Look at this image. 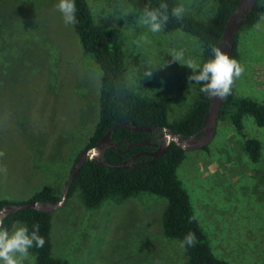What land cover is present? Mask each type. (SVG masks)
<instances>
[{"label":"rangeland","instance_id":"374dc122","mask_svg":"<svg viewBox=\"0 0 264 264\" xmlns=\"http://www.w3.org/2000/svg\"><path fill=\"white\" fill-rule=\"evenodd\" d=\"M178 1L185 15L201 20L217 8L213 0ZM57 3L0 0V165L7 168L0 198L13 202L31 199L45 185L61 197L72 158L87 147L100 118L102 70L75 27L65 26ZM88 3L97 25L121 34L130 85L137 90L141 67L161 69L162 87L142 94L170 96L169 122L183 117L199 91L180 63L202 65L199 39L182 30L148 32L127 0ZM173 50H183L180 63L172 62ZM238 52L245 72L233 92L263 102L264 18L240 31ZM243 125L239 131L219 119L211 143L185 151L176 172L213 252L232 264H264V126L250 115ZM247 138L261 142L257 162L244 148ZM167 202L139 193L88 208L77 190L52 212V253L70 264H186L180 241L164 234ZM22 264H36L35 255L30 251Z\"/></svg>","mask_w":264,"mask_h":264},{"label":"trees","instance_id":"16d2710c","mask_svg":"<svg viewBox=\"0 0 264 264\" xmlns=\"http://www.w3.org/2000/svg\"><path fill=\"white\" fill-rule=\"evenodd\" d=\"M217 3L215 14L208 20L185 15L180 21L169 19L166 32L182 30L195 35L203 46V62L212 58L211 46L218 47L226 22L236 10L240 0H213ZM162 0H127V3L138 14L148 8H156ZM169 8L179 5L178 0H163ZM77 23L74 25L81 44L86 53L90 54L102 70L100 92V118L87 147H93L105 135L110 127L119 122H135L138 125L172 127L175 133L192 135L204 124L205 116L210 106V97L200 92L202 85L198 84V97L188 112L178 120L169 122V110L172 99L168 95L148 97L144 91H155L163 85V71L152 66L140 68L137 77V90L129 83L125 52L121 34L107 30L96 24L88 0H75ZM264 15V0H258L249 14L246 22L235 36L232 58L239 56L238 37L245 27L254 26ZM202 62V64H203ZM152 71L151 78L146 76ZM246 115L254 117L258 126H264V101L232 94L223 101L219 119H228L237 130L244 128L243 119ZM152 133L133 132L125 126L113 131V141L120 142L117 148H109L106 158L112 163L128 160L140 152H152L158 146L144 144L128 145L124 141L137 142L151 139ZM86 147V148H87ZM207 147V146H206ZM244 148L250 159L257 162L261 158L262 145L257 138H247ZM78 157V156H77ZM75 158V162L76 159ZM153 157L141 155L137 161H149ZM185 158V150L172 142L165 153L152 162L141 163L129 168H111L103 166L96 160L88 159L74 179L67 197L80 190L83 202L88 208L99 207L105 200L122 201L139 193L154 194L167 199L163 214V230L168 238L182 241L185 235L192 232L197 243L194 247H185L186 264H232L217 256L208 241L207 235L196 218L190 196L177 176V167ZM52 185H45L38 190L32 200L48 202L58 201ZM30 200V199H29ZM6 203H19L0 198V209ZM23 222L32 231V225H40L39 235L45 244L42 248L33 247L30 251L36 257V264H70L66 259L55 257L52 253L51 226L52 213L37 209H23L8 215L3 220V227L11 229L15 222Z\"/></svg>","mask_w":264,"mask_h":264},{"label":"clouds","instance_id":"9594fccd","mask_svg":"<svg viewBox=\"0 0 264 264\" xmlns=\"http://www.w3.org/2000/svg\"><path fill=\"white\" fill-rule=\"evenodd\" d=\"M55 9L61 14L65 26H74L78 21L76 18L75 0H58ZM188 9L184 4H179L169 8V4L162 2L156 8L146 7L143 13L138 15L137 23L147 28L148 32L157 34L164 31L170 17L177 21L184 18ZM264 18V17H262ZM147 42V37H145ZM212 58L203 62L195 63L191 60L180 63L184 59L183 50H173L169 52L172 62H179L191 69L192 74L188 76L189 82L202 85L200 92L208 97L224 100L232 94L235 81L241 78L245 68L220 48L211 46ZM146 76L152 77V71H147ZM5 156V152L0 150V159ZM7 168L0 165V174H6ZM40 225H32V231L28 227L17 221L12 225L11 230L3 227V217L0 216V264H22L30 254L33 247L42 248L45 244L44 238L39 235ZM197 243L194 233L189 232L180 241V247H194Z\"/></svg>","mask_w":264,"mask_h":264},{"label":"water","instance_id":"95a60500","mask_svg":"<svg viewBox=\"0 0 264 264\" xmlns=\"http://www.w3.org/2000/svg\"><path fill=\"white\" fill-rule=\"evenodd\" d=\"M257 2L258 0H240L236 10L226 22L218 48L228 54L230 58H232L233 55L236 33L246 22L249 14L253 10ZM223 101L224 100L210 97V106L205 116L204 124L197 132L193 133L192 135L175 133L170 126L161 128L160 126L138 125L135 122L129 121L116 123L108 129L105 135L97 142L95 146L87 147L79 153L66 181L64 192L58 201L48 202L43 200L30 199L19 203H6L0 209V216H2L4 220L8 215L16 213L23 209H37L52 213L56 208L66 202L67 195L74 179L78 176L81 168L84 166L88 159L96 160L101 165L111 168H129L141 163L152 162L155 159L159 158L165 153L166 148L172 142L176 143L181 149L185 151H192L195 149L206 147L215 137ZM121 126H125L133 132H148L156 134V139L153 142L151 141V139L140 140L137 142L124 141V143L128 145V148L132 146L151 143L157 145L158 147L155 151L140 152L134 157L136 158L141 154L146 153L152 156V159L144 162H132L126 160L124 162L112 163L106 158L105 152L107 149L117 148L120 145V142L113 141L112 133L114 130Z\"/></svg>","mask_w":264,"mask_h":264},{"label":"flooded vegetation","instance_id":"af4514ba","mask_svg":"<svg viewBox=\"0 0 264 264\" xmlns=\"http://www.w3.org/2000/svg\"><path fill=\"white\" fill-rule=\"evenodd\" d=\"M152 135H153L152 138L155 140V139H156V134L152 133ZM156 146H157V145H156ZM136 154H138V153H136ZM136 154L132 155L128 160H129V161H132V162H138L137 159H138L141 155H144V154H141L140 156L134 158ZM146 155H148V154H146Z\"/></svg>","mask_w":264,"mask_h":264},{"label":"crops","instance_id":"0c3cea01","mask_svg":"<svg viewBox=\"0 0 264 264\" xmlns=\"http://www.w3.org/2000/svg\"><path fill=\"white\" fill-rule=\"evenodd\" d=\"M75 157H76V155L72 158L73 161H74Z\"/></svg>","mask_w":264,"mask_h":264}]
</instances>
